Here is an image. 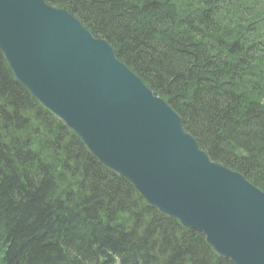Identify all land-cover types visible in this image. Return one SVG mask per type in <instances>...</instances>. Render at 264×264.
<instances>
[{"label":"trees","instance_id":"trees-1","mask_svg":"<svg viewBox=\"0 0 264 264\" xmlns=\"http://www.w3.org/2000/svg\"><path fill=\"white\" fill-rule=\"evenodd\" d=\"M45 1L105 39L213 161L264 192V0ZM0 264L232 263L101 164L0 50Z\"/></svg>","mask_w":264,"mask_h":264},{"label":"water","instance_id":"water-1","mask_svg":"<svg viewBox=\"0 0 264 264\" xmlns=\"http://www.w3.org/2000/svg\"><path fill=\"white\" fill-rule=\"evenodd\" d=\"M0 50L15 78L147 203L233 264H264V192L212 161L106 40L44 0H0Z\"/></svg>","mask_w":264,"mask_h":264},{"label":"bare ground","instance_id":"bare-ground-1","mask_svg":"<svg viewBox=\"0 0 264 264\" xmlns=\"http://www.w3.org/2000/svg\"><path fill=\"white\" fill-rule=\"evenodd\" d=\"M138 76V75H137ZM147 86V85H146ZM148 87V86H147ZM149 88V87H148ZM150 89V88H149Z\"/></svg>","mask_w":264,"mask_h":264}]
</instances>
